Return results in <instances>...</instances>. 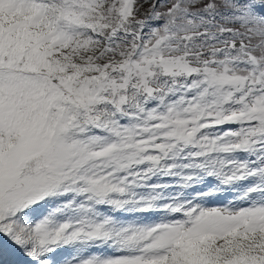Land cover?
<instances>
[{
	"label": "snow or ice",
	"instance_id": "1",
	"mask_svg": "<svg viewBox=\"0 0 264 264\" xmlns=\"http://www.w3.org/2000/svg\"><path fill=\"white\" fill-rule=\"evenodd\" d=\"M0 264H264V0H0Z\"/></svg>",
	"mask_w": 264,
	"mask_h": 264
}]
</instances>
